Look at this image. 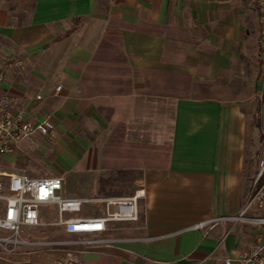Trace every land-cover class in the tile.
<instances>
[{
  "label": "crops",
  "instance_id": "obj_1",
  "mask_svg": "<svg viewBox=\"0 0 264 264\" xmlns=\"http://www.w3.org/2000/svg\"><path fill=\"white\" fill-rule=\"evenodd\" d=\"M239 1L0 0V96L56 126L53 137L0 153L1 175L41 177L30 164L52 157L55 171L42 176H61L65 195L89 199L88 216L105 214L102 197L146 191L138 222L84 235L107 245L58 246L64 264H224L252 244L254 224L197 226L239 214L258 173L257 126L240 103ZM72 170L95 195L69 194ZM47 206L57 210L41 214ZM35 228L24 236L35 239ZM23 246L0 250V264H52L48 248Z\"/></svg>",
  "mask_w": 264,
  "mask_h": 264
},
{
  "label": "built area",
  "instance_id": "obj_2",
  "mask_svg": "<svg viewBox=\"0 0 264 264\" xmlns=\"http://www.w3.org/2000/svg\"><path fill=\"white\" fill-rule=\"evenodd\" d=\"M258 11L259 54L261 76L264 80V0H255ZM7 79V71L0 67V86ZM62 85L57 87L60 90ZM41 98V95H38ZM36 134L46 137L56 135V126L49 120H32L26 117L25 108L19 101L9 96H0V153H11L23 140ZM1 177V173H0ZM7 192L1 195L3 182L0 180V196L6 200L0 214V228L11 233L0 237V245L27 244L34 246L83 245L94 247L107 245L106 237L88 238L84 235L100 233L118 223H132L140 220V200L146 195L140 187L130 195L102 197L106 211L101 216H88L83 212L89 199L64 194V178L61 176L33 177L27 173H14L6 183ZM44 205H54L59 212V222L68 234L78 238L48 241L29 239L24 236L27 227L35 228L43 224L41 209ZM65 213H71L66 216ZM241 221L258 227L252 244L235 257H226L224 264H264V155L258 163V173L254 186L243 210L235 215H221L198 224L205 228L218 221Z\"/></svg>",
  "mask_w": 264,
  "mask_h": 264
},
{
  "label": "rangeland",
  "instance_id": "obj_3",
  "mask_svg": "<svg viewBox=\"0 0 264 264\" xmlns=\"http://www.w3.org/2000/svg\"><path fill=\"white\" fill-rule=\"evenodd\" d=\"M239 11L241 14V19L239 23L244 26V34L242 35L244 40L241 46V64L243 65L244 71L241 74L242 85L240 86V103L243 108L250 114V117L254 119L257 126V148L255 154L256 167L260 158L264 155V86L261 79V74L259 71V57H258V45L256 39V18H255V6L249 0L239 1ZM255 60L258 62L255 64ZM256 66V68H255ZM53 155V153L51 152ZM17 161V165L21 168H25L26 159ZM26 161V162H25ZM30 163V162H29ZM52 157L45 164H39V162H33L30 164L31 168L27 170L28 173L32 175H48L53 174L55 167L52 164ZM3 165V162L0 163ZM0 180L3 182V187L1 189V195L6 194L7 192V178L5 176L0 177ZM68 187L70 190V195H95L96 193H86L85 186L87 181L82 179L77 171L72 170L67 175ZM130 195V194H127ZM6 205V200L3 196H0V214L3 212V209ZM94 205L92 203H86L84 205V210H92ZM43 224L35 229H31L29 232L32 236L37 239H43L48 241H59L67 240L69 237L63 231V226L59 222V213L58 211L51 206H47L42 211ZM11 233L7 230L0 228V237H9ZM23 245L27 244H7L5 247L0 245V250L5 253H12L25 247ZM60 245L55 246H34L30 245L28 249L30 250H41L48 248L47 254L51 257L52 264H64L61 257H58L60 253ZM37 247V249H35ZM67 247V246H63ZM62 248V246H61ZM8 255V254H7ZM77 260H70L67 264H76ZM66 264V263H65Z\"/></svg>",
  "mask_w": 264,
  "mask_h": 264
}]
</instances>
